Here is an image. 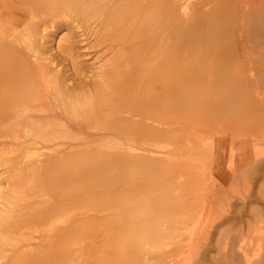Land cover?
Returning a JSON list of instances; mask_svg holds the SVG:
<instances>
[{
    "label": "bare ground",
    "instance_id": "obj_1",
    "mask_svg": "<svg viewBox=\"0 0 264 264\" xmlns=\"http://www.w3.org/2000/svg\"><path fill=\"white\" fill-rule=\"evenodd\" d=\"M238 169L264 184V0H0V264H77L78 228L91 264H264Z\"/></svg>",
    "mask_w": 264,
    "mask_h": 264
},
{
    "label": "rangeland",
    "instance_id": "obj_2",
    "mask_svg": "<svg viewBox=\"0 0 264 264\" xmlns=\"http://www.w3.org/2000/svg\"><path fill=\"white\" fill-rule=\"evenodd\" d=\"M64 32L65 31H61L59 33V37L61 35L64 36L65 35ZM249 181H250V178L247 176V172L246 171L242 172V171H240V169H238L237 170L236 186L228 187L227 181L224 182L223 185L229 193L234 192L233 195H237V196H239V195L243 196L244 194H242V193L244 190L252 191L253 185H256L257 190L260 189L259 190L260 195L264 196V191L262 193V190H261V188L264 186V184H258L257 182L253 181L254 183H253V185H251L252 181L251 182H249ZM233 187H234V190H233ZM90 240L99 241L100 237H95V235L88 228H78L76 236L72 237V238L69 237L68 239H66L64 244H63V247L65 249H71V250L76 251L75 257H76L77 264H80L79 261L91 264L94 260H96V258H92V256L96 252H93L94 244L89 243ZM104 247H105V249H99L97 254H98L99 258H101L100 260H104V264H106L105 261H107L106 258L108 257L110 250L106 246H104ZM82 252H84V257H85L84 261L82 260V256H81ZM92 252H93V254L91 255V258H89L88 255L91 254ZM107 264H109V262Z\"/></svg>",
    "mask_w": 264,
    "mask_h": 264
}]
</instances>
